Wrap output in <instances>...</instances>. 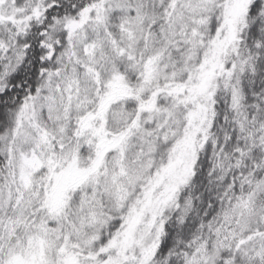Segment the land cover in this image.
Listing matches in <instances>:
<instances>
[{"label": "snow or ice", "instance_id": "obj_1", "mask_svg": "<svg viewBox=\"0 0 264 264\" xmlns=\"http://www.w3.org/2000/svg\"><path fill=\"white\" fill-rule=\"evenodd\" d=\"M0 264H264V0H0Z\"/></svg>", "mask_w": 264, "mask_h": 264}]
</instances>
